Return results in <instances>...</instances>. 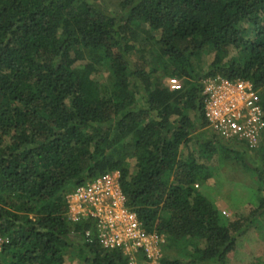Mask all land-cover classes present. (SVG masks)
Returning <instances> with one entry per match:
<instances>
[{
  "label": "trees",
  "instance_id": "trees-1",
  "mask_svg": "<svg viewBox=\"0 0 264 264\" xmlns=\"http://www.w3.org/2000/svg\"><path fill=\"white\" fill-rule=\"evenodd\" d=\"M118 9L0 0V236L9 241L0 264H65L72 252L82 264H128L85 242L89 224L66 218V195L112 171L142 227L165 236L159 264H226L264 219V131L259 164L239 159L257 178L258 205L226 221L206 183L211 162L239 154L209 133L201 94L203 79L242 80L264 109V0H122Z\"/></svg>",
  "mask_w": 264,
  "mask_h": 264
},
{
  "label": "built area",
  "instance_id": "built-area-1",
  "mask_svg": "<svg viewBox=\"0 0 264 264\" xmlns=\"http://www.w3.org/2000/svg\"><path fill=\"white\" fill-rule=\"evenodd\" d=\"M166 86L171 91L181 89L176 78H168ZM201 94L203 119L212 135L248 149L258 147L264 131V109L249 82L207 78ZM119 179V172L112 171L75 187L65 197L66 218L72 224H89L83 232L88 244L120 251L131 263L141 257L143 264H159L166 240L142 227L127 205ZM8 244V239L0 236V257Z\"/></svg>",
  "mask_w": 264,
  "mask_h": 264
},
{
  "label": "rangeland",
  "instance_id": "rangeland-1",
  "mask_svg": "<svg viewBox=\"0 0 264 264\" xmlns=\"http://www.w3.org/2000/svg\"><path fill=\"white\" fill-rule=\"evenodd\" d=\"M121 1L122 0H92L96 6L99 8L102 7L112 14L118 12V5ZM208 60V58H203V70L206 69ZM140 61L141 60L138 59V62ZM105 76V74H101V76L98 77L95 76L94 80L104 81L106 79ZM167 79L168 78H165L163 80L164 85H166ZM204 80L205 79L201 81V84ZM178 81L181 85V81ZM229 143L232 150L239 154L237 156L238 162H235V164H230L229 162L225 165L221 164V166L218 164L217 160L211 162L210 166H212V170H214V177L211 180H208L206 185L208 184L211 186L208 190V194H210L212 199L217 204V208L221 212L223 218L226 221L234 222L242 221L247 218L250 211L256 209L258 205L254 188L257 178L252 171H249V173L246 172L245 168L239 163V161H241L239 159L242 156V161H245L250 167L259 164L256 156V150L259 146L255 149H248L241 144H234L232 142ZM263 227L264 219L253 224V228H250L246 234L239 237L236 241L235 249L227 258L226 264H264ZM168 255L170 259H174L176 257L174 250L169 252ZM139 261V257H136L134 262H128V264H143V262ZM65 264L82 263L77 258L76 252H72L65 258Z\"/></svg>",
  "mask_w": 264,
  "mask_h": 264
}]
</instances>
